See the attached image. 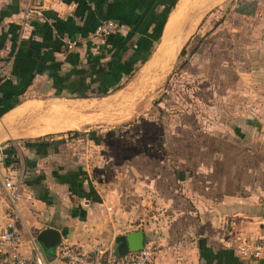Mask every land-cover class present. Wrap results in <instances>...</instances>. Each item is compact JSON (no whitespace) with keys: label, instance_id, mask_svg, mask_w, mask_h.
<instances>
[{"label":"crops","instance_id":"0c3cea01","mask_svg":"<svg viewBox=\"0 0 264 264\" xmlns=\"http://www.w3.org/2000/svg\"><path fill=\"white\" fill-rule=\"evenodd\" d=\"M26 1L0 0V77L14 85L27 83L19 102L0 120L12 121L29 113L34 106L28 102L34 101L37 109L59 100L77 110L80 100L121 89L93 93L98 84L111 83L121 66L132 64L133 70L118 74L120 85L136 74L153 78L163 70L157 82L162 84L198 32L200 57L191 55L185 66L192 69L190 82L200 88L202 111H185L191 123L174 127V132L184 131L185 137L161 143L168 146L167 156L154 155L161 146L156 141L142 143L143 149L137 152L128 146L124 154L112 155L106 131L84 129L68 138L66 134L46 137L47 133L33 137L22 131L27 116L14 123L0 121L3 165L11 168L17 161L6 154H25L19 174L1 178L3 188L6 178L20 179L19 219L27 228L19 229L22 255L31 261L36 249L46 264H58L56 246L45 247L36 240L46 227L60 232L58 244L63 240L82 251L95 249L110 235L114 243L117 235L142 230L144 246L155 248L153 264H264V258L243 259L235 248L224 246L226 239H256L264 232L261 2L255 0L257 10L252 14L233 10L232 19L238 23L229 25L224 17L213 27L209 20L227 0H187L183 8V0H176L158 41L141 61L138 54L143 51L137 45L153 43V21L159 19L164 0H38L42 16L24 19ZM238 2L245 8L254 1ZM176 12L177 21L167 37L165 27ZM103 19L116 21L120 28L111 37L99 39L94 28ZM128 33L131 37L119 56L116 37ZM214 34L216 42H210ZM161 44L163 56L158 53ZM206 50L216 57L210 58ZM160 57L157 66L143 71ZM96 60L103 71L99 75ZM39 138L64 141L16 146L19 140ZM2 213L0 200V225L10 216L2 219Z\"/></svg>","mask_w":264,"mask_h":264},{"label":"rangeland","instance_id":"374dc122","mask_svg":"<svg viewBox=\"0 0 264 264\" xmlns=\"http://www.w3.org/2000/svg\"><path fill=\"white\" fill-rule=\"evenodd\" d=\"M186 1L187 0H183L181 2L180 6L182 8L185 6V4L182 5V3H186ZM227 1L222 3L218 10L216 9L217 7L212 9V12L217 11L212 16L211 20H209L210 26L213 25V27H215L217 22L221 21L224 17H227L226 22L229 25L238 23L233 21L231 14H233V10L238 13H243L245 11L242 8L243 2L239 3L238 0ZM252 1L254 2L245 6L247 9H252V12H255L257 7H254V5L257 1ZM259 1L261 4L258 11H263L264 13V0ZM119 28L120 26L117 23V28L114 33H116ZM200 34L201 33L198 32L185 48V53L179 55L178 61L175 67L172 68L169 78L162 84H157V82L164 76L163 70L160 74L154 75L153 78L142 75L143 71L147 72L149 69L157 66L162 60L160 57L148 65V70H145L146 68L143 69L141 72L143 77L133 74L134 77L125 85H121L122 88L115 93L105 97L80 100L77 102L78 104H76L78 106L76 107L77 110L70 109V107L64 105L62 102H57L59 100H52L50 101L52 104L37 109L39 105L34 101L28 102L29 105L34 106L29 113L20 115L12 121H3L2 119L0 121L14 123L27 116L24 120L27 126L23 128L22 131L29 136L47 133L44 134L46 137L47 135L57 136L66 134L65 136L68 138L75 136L72 132L68 131L82 132L84 129L96 131V133L101 131L104 133L106 131L108 134V136H106L107 142L112 144L109 145L107 143L108 147L111 148L109 154L112 155L116 153L124 154L128 146H134V151L137 152L143 149L142 143L147 145V143H151V141H156L159 142L161 146L158 149L155 148L156 153H154V155L160 154L167 156L169 150L168 146L167 144L161 143L170 138L172 139V137L174 139H183V137H185L184 131L177 129L176 132H174L175 124L184 122L188 124L191 123L192 118L185 115V111H202L200 88L192 84L188 78L192 76L190 72L192 69L188 65L182 67V63L188 53L189 57L191 55L200 57V55H198L201 52ZM214 35L215 36L210 39V42H216L217 34ZM97 38L105 39L107 36ZM198 45L199 47H197ZM208 53H210V58L216 57L215 52L206 50L205 54L207 55ZM192 91L196 92L195 96L192 94ZM37 111L40 112L36 113ZM173 114H176V116H172ZM153 123H156L154 124L155 127L152 125ZM47 126H49V128H45ZM170 129L173 130V132H171ZM50 132L53 133L50 134ZM19 141L20 144L18 143L16 145L18 149H20V147H25V141ZM81 143L82 142H80V144ZM182 150L184 149L182 148ZM170 152L172 151L170 150ZM10 154L11 153L6 154V157H11L13 160L17 158V161L11 164V168L8 166L10 169L3 165L4 158L0 155V200L1 210L3 212L2 219L4 217L6 219L10 215L11 209L10 206L8 207L9 203L7 202L5 190L1 184V178L11 174L14 177L18 175L21 170V165L25 161V154L23 152L17 155L15 154V157L9 156ZM20 207L22 208V206ZM20 211L22 212V210ZM4 221H2L0 229L4 227ZM17 227L23 232L27 231L22 218L18 220ZM95 249L115 251V244L113 243L112 236L110 235L102 242L96 243Z\"/></svg>","mask_w":264,"mask_h":264},{"label":"built area","instance_id":"2783aa9c","mask_svg":"<svg viewBox=\"0 0 264 264\" xmlns=\"http://www.w3.org/2000/svg\"><path fill=\"white\" fill-rule=\"evenodd\" d=\"M40 5L38 0H27L23 9V18L41 17ZM116 28V21L103 19L95 26L94 35L105 37L114 33ZM68 45L71 43L69 42ZM19 183V178L14 180L8 177L4 181V189L11 211L8 222L0 229V264H46L43 256L36 249L31 261L20 252L22 235L17 227L20 218ZM224 246L235 248L243 259H263L264 232L256 239H246L241 236L226 239ZM154 253L153 246H143L140 250L128 252L123 256H118L115 251L105 249L82 251L78 246L62 240L56 246L54 258L58 264H153Z\"/></svg>","mask_w":264,"mask_h":264},{"label":"trees","instance_id":"16d2710c","mask_svg":"<svg viewBox=\"0 0 264 264\" xmlns=\"http://www.w3.org/2000/svg\"><path fill=\"white\" fill-rule=\"evenodd\" d=\"M175 2H176V0H164V3H162L163 9L161 10L159 19H154V21H153L155 23V28L153 29V34L150 35L153 39V43H150V45H148L147 43L142 45L140 42L137 45V48L138 49L142 48V51H143V52H139V54H138V56H139L138 58L141 61L145 60L148 57L149 53L152 50V47H153L155 41H158L159 33H160V30L162 29V26L164 24L166 16H167L169 10L174 6ZM243 9L245 10L244 12H246V13H249V14L253 13L251 11L252 9H247L246 7ZM157 23H158V26H157ZM132 30L135 31V27H133ZM111 36H112V34L108 35L107 38H109ZM130 37H131V33L126 34V36H124V37H122V36L116 37V39H117V52L119 53V56L126 49L127 42L130 39ZM184 53H185V48L182 49L180 55H183ZM188 58H189V53L185 57L184 62L182 63V67L185 66V64L188 61ZM95 63L97 66L96 72L99 75V73H101L103 71H100L101 67H100V64L97 60ZM132 70H133L132 64L129 67L121 66L120 71L116 70V72L118 71V73H117V76H115V78H114V74H113V78H112L113 80L111 83L98 84L96 91L94 90L93 93L104 95V94L109 93L110 91H113V90L120 88L121 85L118 83V80H119L118 74L120 75L123 72L125 74H129L130 72H132ZM116 72H114V73H116ZM107 75H108V73H107ZM110 75H111V73H110ZM26 86H27V83L14 85V84L10 83L7 79L0 77V116L4 112H6L8 109L12 108L15 104H17L19 102V96L23 93ZM86 95L87 94H85V93H79V96H86ZM68 132H72V134H74L75 136L78 134H81V132H79V131H75V132L68 131ZM61 141H64V139H60V140H56V141H50L47 139L39 138V141H33V142L32 141H25V144L30 146V147H32L34 145H36V146L37 145L47 146V145L51 144L52 142L53 143H55V142L59 143Z\"/></svg>","mask_w":264,"mask_h":264},{"label":"water","instance_id":"95a60500","mask_svg":"<svg viewBox=\"0 0 264 264\" xmlns=\"http://www.w3.org/2000/svg\"><path fill=\"white\" fill-rule=\"evenodd\" d=\"M60 232L52 227L41 229L36 240L45 247H55L58 244ZM115 252L118 256H123L128 252L140 250L144 246V233L142 230H135L126 234L117 235L114 238Z\"/></svg>","mask_w":264,"mask_h":264},{"label":"bare ground","instance_id":"6f19581e","mask_svg":"<svg viewBox=\"0 0 264 264\" xmlns=\"http://www.w3.org/2000/svg\"><path fill=\"white\" fill-rule=\"evenodd\" d=\"M178 13L179 12H176V14H174V15H172L171 17H170V19H169V21H168V23H167V26L165 27L166 28V30H165V35L167 36V37H169V34H170V31L171 30H173L172 28L175 26V23H176V21H177V16H178ZM177 27V26H176ZM172 33V32H171ZM173 33H174V31H173ZM163 45L161 44V46L159 47V55L160 56H163L164 55V51H163V47H162ZM168 47V46H167ZM158 55V56H159ZM157 56V57H158ZM64 105H67V104H65L64 102H62ZM68 106V105H67ZM74 109V108H73ZM40 111H37L36 113H39Z\"/></svg>","mask_w":264,"mask_h":264}]
</instances>
